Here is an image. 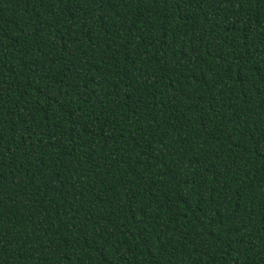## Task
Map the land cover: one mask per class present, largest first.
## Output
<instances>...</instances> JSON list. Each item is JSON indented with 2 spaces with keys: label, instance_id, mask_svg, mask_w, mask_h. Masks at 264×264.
<instances>
[{
  "label": "trees",
  "instance_id": "trees-1",
  "mask_svg": "<svg viewBox=\"0 0 264 264\" xmlns=\"http://www.w3.org/2000/svg\"><path fill=\"white\" fill-rule=\"evenodd\" d=\"M0 264H264V0H0Z\"/></svg>",
  "mask_w": 264,
  "mask_h": 264
}]
</instances>
